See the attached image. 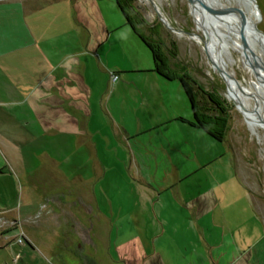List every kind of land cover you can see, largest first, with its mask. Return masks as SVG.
Returning a JSON list of instances; mask_svg holds the SVG:
<instances>
[{"label":"crops","instance_id":"0c3cea01","mask_svg":"<svg viewBox=\"0 0 264 264\" xmlns=\"http://www.w3.org/2000/svg\"><path fill=\"white\" fill-rule=\"evenodd\" d=\"M144 46L115 0H0V151L72 138L93 172L89 202L96 182L120 175L133 203L119 206L120 264H264V222L231 153L193 125L181 84Z\"/></svg>","mask_w":264,"mask_h":264},{"label":"rangeland","instance_id":"374dc122","mask_svg":"<svg viewBox=\"0 0 264 264\" xmlns=\"http://www.w3.org/2000/svg\"><path fill=\"white\" fill-rule=\"evenodd\" d=\"M254 2L258 8L256 25L264 34V0ZM130 6L141 33L160 47L166 67L192 86L199 116L207 120L221 118L217 131L264 222V126L248 125L228 98L225 80L213 68L210 54L203 47L207 39L204 32L209 40L211 35L215 37L219 56L230 64L227 72L249 91L255 114L264 123V58L258 46L247 43L252 54L247 48L245 55L256 58L249 63L243 56V45L233 44L223 26L214 27L204 18V31L202 19L193 16L187 0H132ZM194 34L202 39L189 37ZM47 141L34 142L26 155L12 157L0 151V164L6 166L0 175V211H12L6 215L11 220L0 218V245L5 244L1 241L4 232L17 228L14 246L8 242V246L0 247V264H120L115 249L121 237L119 206L128 205L122 200L131 194L130 188L120 175L114 177L111 187L108 181H98L95 200L89 202L81 192L86 190L88 175H93L87 169V155L75 154L72 138L62 140L61 148L48 145L45 153L40 143ZM22 158L26 163L24 172L16 166ZM82 180L85 182L81 188ZM109 198L113 199V211ZM20 236H24L22 244H18Z\"/></svg>","mask_w":264,"mask_h":264},{"label":"bare ground","instance_id":"6f19581e","mask_svg":"<svg viewBox=\"0 0 264 264\" xmlns=\"http://www.w3.org/2000/svg\"><path fill=\"white\" fill-rule=\"evenodd\" d=\"M150 4H152V2H150ZM206 4L207 6H209V8L215 11L222 10L225 13L222 15H214V17H212L206 14L199 7L196 0H192L191 2H188V5L191 9L193 16L197 17L198 15V17L202 19V21L200 22L202 27H203V23H206L204 22L205 21L204 18H208L211 21V23L215 25L214 27L220 28L221 26H223L229 38H231L232 43L233 44L236 43L237 47L243 45L244 42L246 44L248 43L250 47H252L254 44L257 45L256 42L255 43L253 42L254 38H257L258 45L260 46L259 47L257 45L259 48V53L264 58V55L261 51L262 47H264V39L260 38L258 35H256V33L255 34L253 33V26L257 24V18H258L256 9L254 8L253 4L248 3V0H212V1L206 0ZM157 15L160 19H162L158 12ZM205 33L207 39L206 41L203 40V45H204L203 47L206 48L210 54V59L213 68L219 73L220 77L223 80H225L228 90L227 91L228 98L231 101H233L238 112L241 113L245 122L248 125L260 127L261 124L264 126L263 121L258 120L255 114V107L251 103L250 97L247 95L249 91L238 84V82L233 77L232 73L227 72V70L230 69V64L229 62L223 60V58L219 56L218 49H216L215 47L216 46L214 39L215 37L211 35V38L209 40L208 33L205 31L204 35ZM189 37L190 38L198 37L202 39L201 36L195 34ZM233 44H229V48L231 49L234 48ZM249 46H247L248 51L250 54H252L251 51L252 48H250ZM240 52L242 53V51ZM245 59H249L248 61L249 63L251 62L250 61L251 59L253 61L256 60L255 56L253 55L250 57H246ZM261 67L264 68V66ZM228 86L230 88H228Z\"/></svg>","mask_w":264,"mask_h":264},{"label":"trees","instance_id":"16d2710c","mask_svg":"<svg viewBox=\"0 0 264 264\" xmlns=\"http://www.w3.org/2000/svg\"><path fill=\"white\" fill-rule=\"evenodd\" d=\"M131 1L132 0H115V4L118 7L119 11L126 24L132 30V32L142 41L145 47L149 50L151 54V58L153 60V69L159 75L165 77L169 80H177L185 93V96L189 102H191L193 106V125L202 129L208 135L219 142H223L222 135L217 129L221 126L220 120L221 118L215 117L211 119H206L205 116H199L196 108L194 107V96H193V88L186 80L185 77L179 76L178 74L172 73L165 65L164 57L162 52L160 51V47L156 46L151 40L145 37L141 31L139 30L135 20L133 19V12L131 10Z\"/></svg>","mask_w":264,"mask_h":264},{"label":"water","instance_id":"95a60500","mask_svg":"<svg viewBox=\"0 0 264 264\" xmlns=\"http://www.w3.org/2000/svg\"><path fill=\"white\" fill-rule=\"evenodd\" d=\"M188 2H191L192 0H187ZM197 1V3H198V5H199V7L206 13V14H208L209 16H212V17H214V15H222V14H224L225 12H223L222 10H219V11H215V10H213V9H211V8H209V6H207V4H206V0H196ZM248 3H251V4H253V6H254V8L256 9V10H258V8H257V6L255 5V2H254V0H248ZM172 30V29H171ZM253 33L255 34L256 33V35H258L260 38H263L264 39V34L257 28V25H254L253 26ZM191 36H193V35H191ZM253 42L255 43H257V45H258V39L257 38H254V40H253ZM259 46V45H258ZM260 47V46H259ZM243 56L246 58L247 57V55H245V51H246V49H247V44L244 42L243 43ZM261 51H262V53L264 54V47H262V49H261ZM218 70V69H217ZM190 104H191V102H190ZM191 106H192V104H191ZM192 109H193V107H192ZM210 136V135H209Z\"/></svg>","mask_w":264,"mask_h":264},{"label":"built area","instance_id":"2783aa9c","mask_svg":"<svg viewBox=\"0 0 264 264\" xmlns=\"http://www.w3.org/2000/svg\"><path fill=\"white\" fill-rule=\"evenodd\" d=\"M23 242H24V236H20V238L18 240V244H22Z\"/></svg>","mask_w":264,"mask_h":264},{"label":"flooded vegetation","instance_id":"af4514ba","mask_svg":"<svg viewBox=\"0 0 264 264\" xmlns=\"http://www.w3.org/2000/svg\"><path fill=\"white\" fill-rule=\"evenodd\" d=\"M194 96V95H193ZM194 107L196 108L195 101H194Z\"/></svg>","mask_w":264,"mask_h":264}]
</instances>
